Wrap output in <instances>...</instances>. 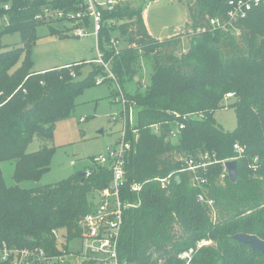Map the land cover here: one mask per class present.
<instances>
[{
	"label": "trees",
	"instance_id": "16d2710c",
	"mask_svg": "<svg viewBox=\"0 0 264 264\" xmlns=\"http://www.w3.org/2000/svg\"><path fill=\"white\" fill-rule=\"evenodd\" d=\"M79 1L0 0V41L15 33L22 38V47L0 52V247L61 252L53 231L65 230L69 240L80 237V223L92 210L96 192L111 182L108 167L94 166L89 176L77 173L55 184L20 187L50 172L57 150L51 144L56 124L71 117L77 98L97 85L96 77L102 74L93 71L83 79L87 64L82 62L46 73L32 71L30 47L38 39L37 28L45 25L35 19L36 14L44 4L74 10ZM229 1L190 0L193 28L208 30L164 41L149 33L144 5L127 2L104 11L99 48L105 60L112 59L114 74L138 108L134 124L129 125L132 149L123 194V200L135 207L125 212L121 264H187L179 255L207 238L218 248H201L189 264H264V254L234 240L240 233L264 240V7L238 24L252 27V34L236 37L210 31V19L225 17ZM49 28L53 35L68 37L63 34L65 25ZM114 38L125 45L119 53L112 45ZM183 39L189 49L178 56ZM23 52L26 58L15 69ZM140 54L153 58L151 85L144 94H131L123 84L129 78L141 86L135 68ZM230 93L236 94L232 108L237 127L226 131L215 114ZM175 113L204 114V118L184 120ZM180 122L185 129L173 139L171 132ZM35 137L41 141L40 150L28 153ZM236 144L243 149L241 154ZM206 153L211 157L209 167L197 173L182 171L186 160H198ZM232 159L238 161L236 183L225 168ZM5 161L16 163V186L5 184L1 170ZM170 175L171 183L163 188L160 179ZM199 176L207 179L205 190L194 184ZM134 184L142 185L140 193L131 192ZM201 192L215 200V214L199 202Z\"/></svg>",
	"mask_w": 264,
	"mask_h": 264
},
{
	"label": "rangeland",
	"instance_id": "374dc122",
	"mask_svg": "<svg viewBox=\"0 0 264 264\" xmlns=\"http://www.w3.org/2000/svg\"><path fill=\"white\" fill-rule=\"evenodd\" d=\"M125 1L130 2L133 7L139 5L145 6V24L150 34L157 40H163L185 32L191 34L197 33L191 23L192 19L189 11L190 0ZM1 24H3L2 20H0ZM49 27V25H43L37 28L38 39L30 47L29 53L33 61V72L38 74L46 73L57 68L67 67L73 63L82 62L87 64V67L83 70V79L87 78L93 71H98L102 74L96 78L101 77L107 80L101 85H95L86 89L77 98L76 107L71 117L56 124L55 137L51 144L57 150L51 162L50 172L44 174L38 181L27 180L22 182L20 187L23 189L55 184L68 179L74 174L86 173L87 170L95 166L93 163L95 156L107 154L108 148L116 147L122 130L120 121L113 120V117L118 116L121 111L120 104L115 100L116 94L118 93V86L108 71L103 67L102 69L97 64L100 58L99 38L94 33L93 27L89 26L87 28L90 35L79 39L75 36L60 38L53 35ZM57 27L63 28V25H57ZM237 28L239 30L230 31L236 37L244 33H253L252 27L251 29L249 27L245 29V27H238L237 25ZM208 33L213 34L211 32ZM14 47H22L20 33L8 34L1 39L0 52L13 49ZM124 47V44H120L119 49H123ZM188 49L189 43L187 39H183L177 55H185ZM26 55L23 52L15 69L22 65ZM152 59L151 55L140 54L135 68L137 69L136 76L142 77V84L141 86H137L128 78L123 84L127 92L131 94H144L147 91L146 89L151 85ZM105 62L109 65L111 73L114 74L112 59L105 60ZM115 78L121 85L120 78H117L116 75ZM234 102V98L223 100L222 104L224 108L215 114L217 123L226 131H233L237 127V115L232 108ZM40 147L41 141L35 137L27 151L28 153H35L40 150ZM200 158L201 154L198 160ZM15 169V161L1 163V170L7 187L17 185L14 178ZM203 205L202 207L204 209L208 207L205 205V208ZM58 233L61 240L66 236L65 230H58ZM204 240L207 242V245L203 248H218L217 242L210 238L200 240L199 242ZM197 244L194 248L200 251ZM74 248H81V240H75Z\"/></svg>",
	"mask_w": 264,
	"mask_h": 264
},
{
	"label": "built area",
	"instance_id": "2783aa9c",
	"mask_svg": "<svg viewBox=\"0 0 264 264\" xmlns=\"http://www.w3.org/2000/svg\"><path fill=\"white\" fill-rule=\"evenodd\" d=\"M56 0H48L49 3ZM125 0H81L76 4L74 10H65L53 5L44 4L41 10L36 14L35 19L45 25L57 26L61 20H67L66 29L63 34L84 38L90 35L87 28L93 27L94 33L99 38L105 20L104 11H113L119 5L126 4ZM264 7V0H230L225 17H214L210 19V31L221 30L230 32L239 30L237 25L249 17L253 10ZM8 8V6L6 7ZM114 23V22H113ZM208 29L198 28L197 33H204ZM120 42L113 39L112 45L119 53ZM100 58L97 63L103 66L113 78L118 86V93L115 100L121 106L118 116H114V121H120L122 124L121 136L116 147L108 148L107 154H101L93 158L95 167H108L111 170L112 178L108 187L96 192L95 202L92 210L85 216L80 223L83 233L80 237L69 240L68 234L61 240L57 230L53 231L57 239V246L61 252L50 253L45 248H17L4 245L0 247V262L10 264H121L119 256V246L124 227L125 212L135 205L130 201L123 200L124 190L127 187V154L132 149V143L129 140V125H133L137 114V104L130 101L123 88L111 73L109 65L105 62L103 52L99 48ZM107 78V77H106ZM104 78H97L96 84L101 85ZM235 93L227 94L225 99L235 98ZM175 115L184 120L204 118V114ZM185 129L184 123H178L177 127L171 132L173 139L178 138L182 130ZM235 150L241 154L243 149L239 144L235 145ZM208 153L202 154L200 160H186V167L182 171H192L197 173L209 167L212 162ZM236 160V159H232ZM227 173V171H226ZM87 176L91 174V169L87 170ZM228 174V173H227ZM225 177V175H223ZM172 175L160 179L162 187L167 188L171 183ZM194 184L205 190L207 179L196 177ZM141 184H134L131 192L140 193ZM199 202L206 204L215 214L214 208L216 202L209 198L206 193H200ZM75 240H81V248L75 249ZM207 245V242H198L199 249ZM197 250L191 248L182 252L179 258L189 264Z\"/></svg>",
	"mask_w": 264,
	"mask_h": 264
},
{
	"label": "water",
	"instance_id": "95a60500",
	"mask_svg": "<svg viewBox=\"0 0 264 264\" xmlns=\"http://www.w3.org/2000/svg\"><path fill=\"white\" fill-rule=\"evenodd\" d=\"M136 80L138 81L139 78H136ZM225 168L230 180L233 183H236L238 180V161H227L225 163ZM80 175H85V173H81ZM234 240L242 246H249L253 251H258L264 254V240L257 236L240 233L234 236Z\"/></svg>",
	"mask_w": 264,
	"mask_h": 264
},
{
	"label": "crops",
	"instance_id": "0c3cea01",
	"mask_svg": "<svg viewBox=\"0 0 264 264\" xmlns=\"http://www.w3.org/2000/svg\"><path fill=\"white\" fill-rule=\"evenodd\" d=\"M191 23H192V21H191ZM188 24H190V23H188ZM148 28V27H147ZM149 31V30H148ZM150 33V32H149ZM175 35H173V36H170V37H168V38H166V39H163V40H159V41H164V40H167V39H169V38H171V37H174ZM98 64V63H97ZM69 66V65H68ZM122 125V124H121Z\"/></svg>",
	"mask_w": 264,
	"mask_h": 264
}]
</instances>
